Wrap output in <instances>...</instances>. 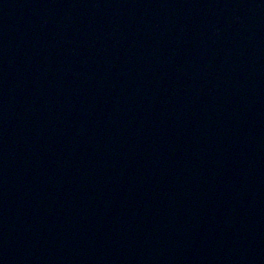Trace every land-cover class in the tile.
<instances>
[{
    "label": "water",
    "instance_id": "water-1",
    "mask_svg": "<svg viewBox=\"0 0 264 264\" xmlns=\"http://www.w3.org/2000/svg\"><path fill=\"white\" fill-rule=\"evenodd\" d=\"M0 264H264V0H0Z\"/></svg>",
    "mask_w": 264,
    "mask_h": 264
}]
</instances>
